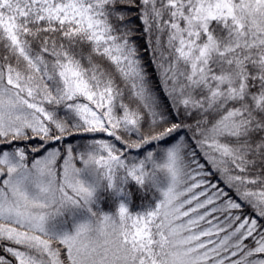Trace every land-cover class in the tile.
I'll return each instance as SVG.
<instances>
[{"label":"snow or ice","instance_id":"6c2138e0","mask_svg":"<svg viewBox=\"0 0 264 264\" xmlns=\"http://www.w3.org/2000/svg\"><path fill=\"white\" fill-rule=\"evenodd\" d=\"M0 264H264V0H0Z\"/></svg>","mask_w":264,"mask_h":264},{"label":"trees","instance_id":"16d2710c","mask_svg":"<svg viewBox=\"0 0 264 264\" xmlns=\"http://www.w3.org/2000/svg\"><path fill=\"white\" fill-rule=\"evenodd\" d=\"M134 23H137L138 24V22H135V21H134ZM137 35H139V33H137ZM137 42L140 43V44H143L144 43L143 40H138ZM144 59H145V61H148L149 60V56L146 54L144 56ZM149 72H151V67H149Z\"/></svg>","mask_w":264,"mask_h":264}]
</instances>
